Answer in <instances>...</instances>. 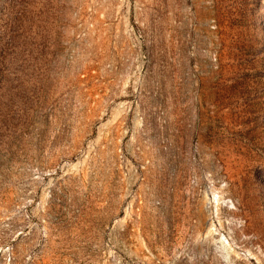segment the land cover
Masks as SVG:
<instances>
[{
	"label": "rangeland",
	"instance_id": "1",
	"mask_svg": "<svg viewBox=\"0 0 264 264\" xmlns=\"http://www.w3.org/2000/svg\"><path fill=\"white\" fill-rule=\"evenodd\" d=\"M0 264H264V0H0Z\"/></svg>",
	"mask_w": 264,
	"mask_h": 264
}]
</instances>
